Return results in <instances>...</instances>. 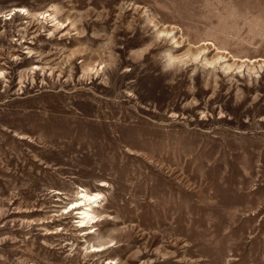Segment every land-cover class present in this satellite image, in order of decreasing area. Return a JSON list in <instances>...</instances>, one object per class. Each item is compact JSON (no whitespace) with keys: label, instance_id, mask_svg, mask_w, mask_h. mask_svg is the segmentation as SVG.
<instances>
[{"label":"rangeland","instance_id":"rangeland-1","mask_svg":"<svg viewBox=\"0 0 264 264\" xmlns=\"http://www.w3.org/2000/svg\"><path fill=\"white\" fill-rule=\"evenodd\" d=\"M0 264H264V0H0Z\"/></svg>","mask_w":264,"mask_h":264},{"label":"bare ground","instance_id":"bare-ground-1","mask_svg":"<svg viewBox=\"0 0 264 264\" xmlns=\"http://www.w3.org/2000/svg\"><path fill=\"white\" fill-rule=\"evenodd\" d=\"M85 196H86L89 200H91V199H94V197H95L96 195H88V194H86ZM82 205H84L83 202H80V203L77 202V203H76V206H82ZM74 207H75V206H74ZM85 213H86V211H85Z\"/></svg>","mask_w":264,"mask_h":264}]
</instances>
